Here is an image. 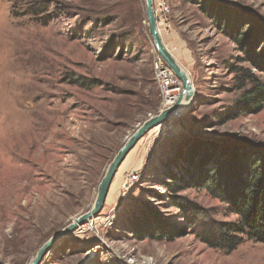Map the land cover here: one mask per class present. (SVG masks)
Instances as JSON below:
<instances>
[{
	"label": "rangeland",
	"instance_id": "374dc122",
	"mask_svg": "<svg viewBox=\"0 0 264 264\" xmlns=\"http://www.w3.org/2000/svg\"><path fill=\"white\" fill-rule=\"evenodd\" d=\"M212 1L264 27V0ZM197 2L153 0V8L166 7L157 25L188 72L193 101L138 140L126 156L135 163L119 173L123 160L93 226L56 243L40 264H264V242L244 240L229 253L207 246L197 234L200 217L179 211L170 195L213 221L236 222L225 203L203 188L174 193L165 185L169 171L184 167L178 154L190 144L264 146V108L230 115L240 97L233 67L247 64ZM155 53L145 0H0V264H28L90 208L126 138L162 109ZM134 171L139 178L123 193ZM144 205L182 235L133 238L129 221Z\"/></svg>",
	"mask_w": 264,
	"mask_h": 264
},
{
	"label": "trees",
	"instance_id": "16d2710c",
	"mask_svg": "<svg viewBox=\"0 0 264 264\" xmlns=\"http://www.w3.org/2000/svg\"><path fill=\"white\" fill-rule=\"evenodd\" d=\"M197 4L236 44L242 54L240 62L247 64L233 67L240 97L230 115L260 112L264 108V27L254 17L234 14L215 1ZM246 22L249 27H245ZM211 147L190 144L186 153L180 151L184 167L178 173L169 171L165 185L174 193L189 186L203 188L225 203L237 221H213L198 205L180 201L175 194L170 195L172 204L181 212L200 217L197 234L211 248L229 253L244 240L264 242V146L248 143L236 149L221 145L216 151ZM128 232L137 240L164 241H173L183 233L148 205L131 218Z\"/></svg>",
	"mask_w": 264,
	"mask_h": 264
},
{
	"label": "water",
	"instance_id": "95a60500",
	"mask_svg": "<svg viewBox=\"0 0 264 264\" xmlns=\"http://www.w3.org/2000/svg\"><path fill=\"white\" fill-rule=\"evenodd\" d=\"M145 15L146 23L148 25V33L151 36L157 54L181 82L180 93L173 105L161 109L158 113L149 116V118L138 125L133 133L126 138L124 144L119 148L111 162L108 164L106 171L97 186L96 196L90 208L77 215L66 226L44 241L34 256L29 260L28 264H40L56 243L71 236L76 229L93 220L103 208L113 177L119 166L126 158L127 154L136 145L138 140L154 127L179 118L186 112L189 104L193 101L195 90L188 72L167 49L158 30L157 19L153 9V0H145Z\"/></svg>",
	"mask_w": 264,
	"mask_h": 264
},
{
	"label": "built area",
	"instance_id": "2783aa9c",
	"mask_svg": "<svg viewBox=\"0 0 264 264\" xmlns=\"http://www.w3.org/2000/svg\"><path fill=\"white\" fill-rule=\"evenodd\" d=\"M155 16H157V12L159 11V14L161 15V12H164L166 10V7L164 4L159 6V8H153ZM162 9V10H161ZM158 24V21H157ZM158 27V25H157ZM158 30L160 32V29L158 27ZM152 69L154 73V79L157 85V88L159 90L160 96H161V108H167L174 104L176 101L178 94L181 90V82L180 80L172 73V71L167 67V65L164 63L162 58L155 53L152 61ZM139 178L138 172H131L127 175L125 180V188L123 193L130 188L132 184H134L137 179ZM94 219L86 223L85 225L81 226L76 230L77 234L82 233L83 229L87 228L90 229L91 226H93ZM130 262V261H129ZM128 262V263H129Z\"/></svg>",
	"mask_w": 264,
	"mask_h": 264
},
{
	"label": "bare ground",
	"instance_id": "6f19581e",
	"mask_svg": "<svg viewBox=\"0 0 264 264\" xmlns=\"http://www.w3.org/2000/svg\"><path fill=\"white\" fill-rule=\"evenodd\" d=\"M162 36V35H161ZM164 40V39H163ZM168 49V48H167ZM190 105V104H189ZM189 107V106H188ZM155 129L156 128H154L152 131H155ZM132 163H135L134 162V154L133 153H131V154H129L128 155V157L126 158V160H125V162H124V164L121 166V168H120V171H119V173L121 172V171H123V170H125L130 164H132ZM137 166H138V163L136 164ZM118 176V177H117ZM116 176V181L114 182V184L112 185V187H111V189L110 190H112V192L113 193H117V188H118V179H119V175H117ZM124 181V180H123ZM119 184H121V182L119 183ZM123 185V184H122ZM111 192V191H110ZM59 243V242H58Z\"/></svg>",
	"mask_w": 264,
	"mask_h": 264
}]
</instances>
